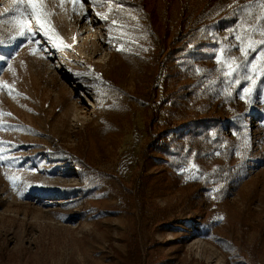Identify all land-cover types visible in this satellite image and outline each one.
<instances>
[{
  "label": "rangeland",
  "instance_id": "obj_1",
  "mask_svg": "<svg viewBox=\"0 0 264 264\" xmlns=\"http://www.w3.org/2000/svg\"><path fill=\"white\" fill-rule=\"evenodd\" d=\"M39 2L51 27L19 36L4 9L31 8L0 0V264H264L260 0ZM203 116L227 154L174 170L153 137Z\"/></svg>",
  "mask_w": 264,
  "mask_h": 264
},
{
  "label": "trees",
  "instance_id": "obj_2",
  "mask_svg": "<svg viewBox=\"0 0 264 264\" xmlns=\"http://www.w3.org/2000/svg\"><path fill=\"white\" fill-rule=\"evenodd\" d=\"M206 29L201 25H197L179 38L175 43V47L170 51V58L178 59L190 56L195 49L202 45L201 42L204 34H206ZM178 80L179 77L175 76V81ZM222 129H224V121L219 117H196L185 123L183 130L178 131L176 136L172 137L171 140L153 137L151 146H154L159 152L166 154L169 159V165L174 170H178L189 163L190 157L196 153L197 149L205 153L218 150L223 155H226L227 150L220 146L223 136L219 133L213 134V132H220ZM182 139H186L187 142L185 143ZM225 170V166L220 168L221 172ZM194 195L197 198L199 197L197 191L194 192Z\"/></svg>",
  "mask_w": 264,
  "mask_h": 264
},
{
  "label": "snow or ice",
  "instance_id": "obj_3",
  "mask_svg": "<svg viewBox=\"0 0 264 264\" xmlns=\"http://www.w3.org/2000/svg\"><path fill=\"white\" fill-rule=\"evenodd\" d=\"M77 2H79V0H73L74 4L77 3ZM90 2L92 4H94V5H96V4L103 5L106 2V0H90ZM19 3H26L31 8V13L22 12L19 9L18 4H14L12 9H9V8H5L4 9V13L5 14L13 12V11L20 13V15H17V16L13 17L14 20H16L18 22V24H19L20 30L18 32V35L19 36H28L29 33L33 32V30L27 26V22L22 19L23 16L34 17L36 22H37V24H38V27L44 28L46 33H47V30L51 27V24H50V21L48 20V17L50 15H52L53 13L44 10V5L41 2H39V0H19ZM260 5H261L262 8H264V0H260ZM109 11L110 12L112 11L111 7L109 8ZM97 16H99L102 19H107L108 18L107 15L99 13V12L97 13ZM259 19L264 20V16L259 17ZM112 25H116L118 31L124 27L123 25H117L116 21H112L110 26H109V29H108L109 33H110V39H112V37H111V32L113 30ZM53 31H54V29H53ZM262 34H264V32H262ZM11 39H16V36H12ZM238 39H241V38L238 37ZM258 43L261 44V45H264V39L258 41ZM65 46H67V45H65ZM239 47H240L241 53L245 57L248 56L249 51H256V49L253 47V43H249L247 45V48H245L243 45H241ZM118 50H125V49L120 48ZM259 55H260V59H261L262 64H264V51H261ZM232 59H233V61L235 60V58H232ZM235 67H239V65L237 64V65H235ZM244 91L248 92L250 90L245 88ZM241 98H244V97H241ZM9 115H10V113H9ZM0 143H2V142H0ZM4 159H5V157H3V155H0V162H2ZM6 176H7V173H6ZM7 178L9 180L13 181V187H15V179H14V177L8 176ZM22 194L23 193H21V195Z\"/></svg>",
  "mask_w": 264,
  "mask_h": 264
}]
</instances>
